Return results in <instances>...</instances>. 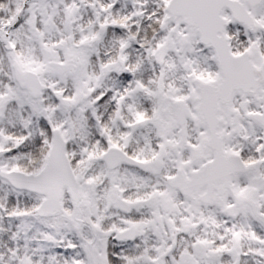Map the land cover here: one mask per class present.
<instances>
[{
  "label": "flooded vegetation",
  "instance_id": "obj_1",
  "mask_svg": "<svg viewBox=\"0 0 264 264\" xmlns=\"http://www.w3.org/2000/svg\"><path fill=\"white\" fill-rule=\"evenodd\" d=\"M53 1L56 0L43 5ZM34 4L42 5L39 2L30 5ZM19 11L0 10V14H13L8 18L0 17V27L9 29L14 25ZM80 12L74 8L32 14H64L62 23L66 28L67 17L71 20L78 17ZM23 14L20 22L13 29L10 28L13 50L8 51L0 42V81L7 88L15 87L30 96L29 91L22 89L16 80L15 65L19 63L23 70L35 71L40 76L45 95L48 88L39 69L25 68L18 60H32L35 57L42 61L37 47L34 52L36 45H33V41L26 44L22 29L26 23L24 17L30 12L26 10ZM246 15V25L236 21L233 14L229 13L222 14L224 20L218 22L226 25L231 55L235 58L247 56V61L250 59L256 67H262L264 14L255 12L253 18L251 14ZM71 21L73 24L78 22L75 19ZM86 26L87 32H77V37L85 33L88 34L86 37L94 36L90 29L92 23L86 21ZM179 28L185 34L181 30L185 27L180 23ZM32 29L35 30V27ZM213 29L220 30L218 27ZM37 30L40 32L39 26ZM37 38L39 47L44 49L47 43L40 34ZM93 41L94 38H91L82 43L89 44L87 47L75 46L80 51V59L72 58L65 47L63 51L57 50L55 47L62 42L53 46L60 56H54L52 51L46 50L51 66L57 68L65 78L69 77V66L76 64L79 59V64H82L79 75L83 72L82 78L86 77L90 83L92 81L93 92L96 93L94 110L99 114L96 122L82 121L75 124L76 137L80 134L85 137L78 139L75 155L79 161L73 165V169L78 178L83 173L89 181L94 182L87 181L84 187L79 182V211L84 204L82 192L89 190L92 197L97 198L98 209L105 211V216L109 218H105L98 225L100 229L95 230L94 223L86 222L88 211L84 215L86 220L82 219L80 226L86 228L84 240L79 239L82 258L88 264H92L94 253L98 261L104 264H264V258L253 253L251 245L245 240L248 227L252 224L261 233L264 232V228L254 219L251 208L253 203H257L264 213L263 129L260 124L248 119L249 115L264 114V94L258 98L236 95L232 107L220 111L221 139L205 146L210 135L209 126L202 123L204 118H199L201 93L195 80L194 90L188 93L187 73L183 72V69L187 71L189 68L188 63L183 64V69L180 67L182 75H178V101L171 103V99L162 93L158 114L152 121L147 106L149 76L138 75L136 78L128 71L126 64L120 63L118 67V59H114L117 48L113 52L103 53V49L98 48L99 44L97 46ZM210 48L207 50L212 53L213 65L208 69L213 70L215 77L203 80L214 82L221 77V73L215 58V48ZM132 53L123 50L122 55L127 59V54ZM184 54L180 53V57ZM6 57L16 58L11 62ZM204 68L207 70V67ZM203 71L201 67L200 73ZM142 79L145 83L143 87L140 85ZM7 88L0 84V95ZM58 91H53L54 98L61 93V90ZM31 100L38 101L32 97ZM127 102L133 103L130 108ZM9 104H6V100H0V109L9 113L8 117L7 114L4 117V128H13L19 121L21 108L14 102ZM132 110L135 111L133 118ZM239 111L244 116V122L230 121V117ZM70 149L71 141L67 145V150ZM223 149L228 157L224 156L223 159L230 161L229 171L225 175L214 171L216 153H223ZM126 157L138 164L128 163ZM242 163L245 167H253L252 170L244 174ZM219 169L220 165L217 166ZM177 177L178 187H174L170 180ZM246 194L250 206L245 209L238 207L239 210L230 212L238 206V197ZM86 240L89 241V257L84 251L83 243H87Z\"/></svg>",
  "mask_w": 264,
  "mask_h": 264
},
{
  "label": "rangeland",
  "instance_id": "obj_2",
  "mask_svg": "<svg viewBox=\"0 0 264 264\" xmlns=\"http://www.w3.org/2000/svg\"><path fill=\"white\" fill-rule=\"evenodd\" d=\"M97 1L101 2V5L106 4L104 6L108 10L113 5H115V2L114 3L111 2L112 0H107L108 1L107 3H104V0H56L47 5L34 4L28 8V11L30 12V14H27L25 16L26 23L24 25V28L22 29L23 31H27L28 33L25 36H28L29 33H31L34 41H36L34 36L38 32L37 26H39L42 38L47 43V45L44 49H42V54H41L43 55V58H41L42 61L37 60L35 57L32 58V60H27V59L23 60L19 58L18 60L25 68L35 69L37 71L39 69L38 72L44 79L45 83L47 84V88H48L47 94L45 95L43 100L38 101V102H32L30 96L25 95L23 92H21L19 89L15 87L7 88V86L2 81H0V84H2L3 86L7 88V90L5 89V91L3 92V95H0V100H6V104H9L10 102H14L18 104L19 107L21 108L22 113L19 114L20 122L18 123L22 125L25 129L27 128L26 127L27 122H25L27 121V119L24 118L27 111H31L32 115L35 117H38L39 119L49 115L51 116L50 119L52 121L60 120V124L62 125V127H65V128H62L60 126V129H62L68 142L71 141L72 154L76 153L75 148L78 145V141L76 140L77 131L73 124L72 117H74V112L78 111L77 115L78 114L82 115L84 114V112H87V110L90 109L89 100H91L92 94L94 93L92 81L90 83L86 77L82 78V76L84 75L83 72H82V75H79V70L82 69V64L81 63L79 64L80 51L77 50L75 47L77 45L76 37H77V32H80V31L87 32L88 27H85L84 25L87 19L90 21V23H92V17H90V14H99L98 9H100L99 6L101 5H98L99 3H97ZM115 1H118V0H115ZM154 1L155 0H153V2ZM133 3L135 4V6H138L136 13L127 12V6L131 7V4L133 5ZM74 8H76L77 11H82L80 12L78 17L72 18L78 21L79 25L75 23L73 24V21H71L72 19L70 20L69 17H67L66 23L68 25L66 28L65 26H63V23H62V16H65L64 14H32L33 12L55 13V12H58V10H73ZM156 8H157V5H156ZM150 9L155 10V7L153 8L150 1L148 0H121L117 4L116 13L121 14V15L134 14L135 17H138V16L142 17L143 14H147L150 17L152 14V10ZM257 14H264V6L258 10ZM84 15L87 18L86 20L84 19ZM104 17L106 18L104 19ZM108 17H109L108 14H104V15L99 14V20L97 19L99 24H97V26L95 24H92L90 28L92 30L91 33L94 32V36L84 37V41H86V39L91 40V38H94L93 42L94 44L97 43V46L99 44V47H98L99 49H104V52H109V51L113 52L114 48L115 49L118 48V54L121 55V53H123V50H125L128 47H131V45L128 44L127 37H124V36L123 38H120V39H115L111 37L112 39L110 38L107 41L105 40L107 37L106 35L108 34L106 30L107 28H110V27L114 29L115 27L118 28V25L116 24V22L114 21L109 22ZM156 18L157 16L150 17V19H156ZM49 23H51V25H49ZM33 27H35L36 31L32 30ZM96 28H98V30ZM132 28L134 29V27ZM172 28L173 26L171 24L169 28L167 29L166 34L162 36V39L158 42V44L155 47H151L149 52L152 53V56H154L155 59H157V61L160 63L161 73L165 74V79L168 77V73L170 71L172 73V71L173 72L174 70L177 71L178 69H180V67H182L183 69L184 68L183 64L185 63L189 64V68L186 71L187 73L186 79L188 80V84H189L187 89L189 93V91L194 90L195 88L194 79L198 77L197 72H200L201 67H203L204 71L199 74L200 78L213 79L215 77V73L213 72V70L208 69L213 65V56L211 55L212 54L211 52L203 50L201 47H199L200 44H199V40L197 39L196 35L182 28L181 30L188 37L190 45L187 48L186 53L183 56H181L183 57L181 59L177 43L175 41L174 36L171 33ZM134 36L138 37L137 33H135ZM67 40H68V43H67ZM22 42L24 43V41H21V43ZM57 42H62L66 45V51L68 52V54L72 56V58H75V57L79 58L77 59L78 62H76V64L73 63L72 65L69 66L70 68H68V70L69 71L71 70V71L69 73L68 78L62 77L61 73L58 72L57 68H54L51 66L49 58H47L46 56V50L48 49H49L48 51H52L54 53V56H58L59 53L55 52L53 48L54 44H56ZM25 46L27 47L26 44ZM35 47L36 46H34L33 48L34 52H35ZM120 48L122 49V51ZM14 58L16 57H11L8 59L12 62ZM117 59L118 61L116 62H117V66L119 67L120 57H118ZM204 67H207V70H205L206 68ZM128 70L133 73L131 69H128ZM0 76H1V71H0ZM70 80H73V84H75L73 88H70V86L72 85L71 84L72 82H70ZM5 81L8 82V80H5ZM176 82L178 84V79ZM58 90H61L60 91L61 93L63 92L66 93V91L67 92L69 91V93H72L71 90L74 91L73 93L74 95L67 98L69 100L68 108H63L61 106H58V107L53 106L52 104L53 91L57 92ZM173 90H176V89H173ZM171 94L173 95L174 93H171ZM177 94L178 93H176V95ZM187 97L188 96H186L185 100H187ZM177 101H178V98L175 100H172V103L177 102ZM6 114L8 117L9 113H7L5 109H2V110L0 109V155L2 154V157L0 158V166L2 165V168L6 170H10L12 169V167L6 164H8V160H10L12 156L7 153H11V151L15 149L16 150L21 149L23 147L22 141H20L23 136L15 137L16 134L14 132V129H11V132H10V134H12L14 137L8 134L9 132H7L6 131L7 129L4 128V117H6ZM234 115L230 117V121L237 122V120H239L238 123L240 122L242 123V121L244 122L245 120L244 116L240 113V111L236 112ZM236 116H239V118ZM27 118L32 120V117H27ZM63 118H65V120H63ZM50 125L56 127V125H54L53 123L52 124L50 123ZM48 144L49 146L47 148V152L50 149L51 141H49ZM30 145L31 147L29 149L25 148L28 151V153H30V150L34 147V144L31 143ZM43 147L45 146L41 144V148ZM23 158H25V155L21 156V159ZM33 163L35 164V162ZM10 164L14 165L15 163H10ZM38 166H41V165H38ZM20 168L27 169V168H31V166L27 164V162L22 161L20 163ZM80 176L82 177L78 179H79L81 186L84 187L87 181L90 183H94L93 181H89L88 178L84 176L83 173L80 174ZM3 184L5 183L0 181V186H2ZM1 189L2 188H0V190ZM1 198L5 200L6 197L3 196ZM15 198L21 199L22 193L16 192ZM82 198H83L84 204L82 206V209H80L79 211V218L86 220L84 218V215L87 214V211H88V216L86 215V218H87L86 222L88 221L91 224L94 223L95 230L100 229L98 225L101 222L103 223L105 218H109V217L105 216V211L103 210L100 211L98 209L96 205L98 204L97 198L94 196L92 197L91 191L88 190L87 192V190L86 191L84 190V192H82ZM1 203L3 204V202L0 201V206L2 205ZM29 214L30 213H22V214H17L16 212L9 213V216H11L14 219L15 218L17 219L21 216L20 217L21 220H19L20 224L22 223L21 227L18 226L17 224L15 227L17 229L16 231L17 234L15 233V238L16 239L21 238L19 237L20 236L19 233H21L24 239L25 247L19 248L22 252L21 256L23 254L30 255L32 251L33 252L36 251L37 242H38L37 240L34 241L30 234L29 235L27 234V230L25 231L24 229V223H29L28 228H31L32 223L34 224L35 228L36 227L37 229L42 228L45 234L44 236H42L43 240L46 241L45 243L47 245H51V246L53 245L54 248H57L58 245L61 243H63L64 246L66 243L71 245L70 244V241H72L71 236H74L76 240H78V242H79V239L80 241L84 240L83 236H84V232L86 228L85 227L78 228L76 224L73 223V218H74L73 210L67 212L66 216L63 219L52 220V221L39 219L36 216V214L34 215L33 214L29 215ZM248 228L249 230H248V233L245 234V240L248 241L247 244L251 245L250 250L253 253H257L258 257L264 258V232L261 233L260 230H258V228L253 224L250 225V227ZM105 237H108V236L105 235ZM86 242L87 243H85L84 241L83 243L85 247L84 251L88 253L87 256L89 257V254H90L89 241L86 240ZM45 248L46 246L39 247V251H36V252L39 253L42 250L45 251ZM23 259L24 258H22L21 261ZM22 264H33V261L32 260L29 261L28 259L25 258V260L22 261Z\"/></svg>",
  "mask_w": 264,
  "mask_h": 264
},
{
  "label": "water",
  "instance_id": "obj_3",
  "mask_svg": "<svg viewBox=\"0 0 264 264\" xmlns=\"http://www.w3.org/2000/svg\"><path fill=\"white\" fill-rule=\"evenodd\" d=\"M35 0H28L21 14L18 16V20L21 18L22 13L25 11L29 2ZM40 2H47L48 0H38ZM264 0H172L167 8L168 15L165 19L162 28L170 21H175L178 24V18L182 19L184 23L192 31L201 32L202 39L208 47H214L217 55V59L221 66L222 78L217 83L203 84L200 89V102L198 107L199 118H204L202 123H206L209 126V137L205 141V146L208 143L221 139L220 128L222 119L220 118V111L218 109L221 101L227 104L228 108L231 107L233 97L236 94L254 95L255 97L261 92L264 87V65L262 67H256L252 60L247 56L242 58H235L231 55V51L228 44V39L225 36L224 29L219 31L211 28L213 25L217 27L216 20H220L221 14L224 9L229 8L236 18H247L248 6L254 10L255 7L261 5ZM246 19V20H247ZM253 20V19H252ZM211 23H208V22ZM174 33L178 39V27L176 26ZM183 38V37H182ZM179 38L181 47L186 45V40ZM0 40L4 43L7 49L11 50V42L9 34L5 29H0ZM16 78L23 88L30 90L35 98H39L43 93V85L39 76L33 72H24L18 64L15 65ZM62 104L66 105V101L63 97H59ZM264 126V115L259 119ZM54 147L49 157V161L39 175H28L18 171L8 172L0 170V176L7 180L13 187L19 190H27L38 193L46 197L44 199L38 213L41 217H57L64 213L62 205V198L64 190L69 188L75 204L79 200L78 182L74 175L70 161L66 156V145L63 137L59 131H54ZM220 142L222 145V141ZM216 153L214 171L222 172L225 175L230 168V161L226 158L227 154ZM127 158V157H126ZM125 158V159H126ZM126 161L131 164H138L132 159L127 158ZM221 166V169L217 170V166ZM248 169L243 170L245 174ZM224 172V173H223ZM171 185L178 187V177L170 180ZM248 196V195H247ZM247 196H239V201L236 208H232L230 212L239 210L238 207L245 209L250 206V200ZM253 203V202H252ZM240 205V206H239ZM253 215L264 225V216L260 214L259 208L256 203L251 205ZM93 264H103L98 261L95 253L92 256Z\"/></svg>",
  "mask_w": 264,
  "mask_h": 264
},
{
  "label": "trees",
  "instance_id": "obj_4",
  "mask_svg": "<svg viewBox=\"0 0 264 264\" xmlns=\"http://www.w3.org/2000/svg\"><path fill=\"white\" fill-rule=\"evenodd\" d=\"M20 2H24L25 0H19ZM160 0H155L152 3L153 8L155 7V11L152 14H157L158 18L162 17V14L164 13V6L161 4L159 6ZM158 4V5H157ZM15 0H0V10H15L18 7H14ZM157 5V8H156ZM16 6H19L18 4ZM8 15V16H6ZM13 14H0V17L8 18L11 17ZM16 15V14H15ZM77 25H79V22H77ZM81 26V25H80ZM86 26V23L84 25ZM83 26V27H84ZM82 28V27H81ZM88 35L87 33L84 34V36H78L76 40H84V37ZM91 37V35H89ZM88 36V37H89ZM2 189L0 190V201L3 202V204L0 206V264H22L21 259L24 257V255L21 256V250L19 248H22L23 240L21 238L16 239L15 238V226L16 223L14 222V218L9 216V213L15 210V205L18 204V200L15 199V193L13 190H11L8 185H2ZM12 192V194L9 193ZM4 193V194H3ZM6 194L5 200L2 199ZM23 207V206H20ZM27 207V206H25ZM22 208L21 210H23ZM20 212H28V210L20 211ZM19 249V250H18ZM61 251L59 250L57 253L60 254V263H66V264H78V262L73 261L68 255L65 257L63 256ZM41 258H45L46 255L41 254ZM30 261L31 257L26 255L25 257ZM40 258V257H37ZM42 259L36 260L38 262H42ZM44 260V259H43ZM56 264H58V261H56Z\"/></svg>",
  "mask_w": 264,
  "mask_h": 264
},
{
  "label": "bare ground",
  "instance_id": "obj_5",
  "mask_svg": "<svg viewBox=\"0 0 264 264\" xmlns=\"http://www.w3.org/2000/svg\"><path fill=\"white\" fill-rule=\"evenodd\" d=\"M226 108H228V106H227V104H225V102H224V103H221V104L219 105V107H218L219 110H221V109H226ZM39 200L41 201L42 199L40 198Z\"/></svg>",
  "mask_w": 264,
  "mask_h": 264
}]
</instances>
